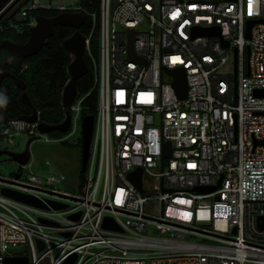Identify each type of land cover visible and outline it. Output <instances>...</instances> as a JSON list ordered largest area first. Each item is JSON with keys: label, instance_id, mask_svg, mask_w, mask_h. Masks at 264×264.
Here are the masks:
<instances>
[{"label": "built area", "instance_id": "built-area-1", "mask_svg": "<svg viewBox=\"0 0 264 264\" xmlns=\"http://www.w3.org/2000/svg\"><path fill=\"white\" fill-rule=\"evenodd\" d=\"M39 11L85 17L78 30L98 95L93 137L78 193L54 186L64 174L51 164L46 177L30 160L0 176L2 188L46 205L0 189V264H63L71 255L73 264H264V0H98L93 10L79 0H29L22 24L34 25ZM10 15L0 32L20 29ZM166 69L184 70L185 98ZM90 93L69 108L70 135ZM37 115H0V141H65L41 132ZM139 169L142 189L131 176ZM105 217L117 228L104 226ZM21 244L32 257L16 250Z\"/></svg>", "mask_w": 264, "mask_h": 264}, {"label": "water", "instance_id": "water-1", "mask_svg": "<svg viewBox=\"0 0 264 264\" xmlns=\"http://www.w3.org/2000/svg\"><path fill=\"white\" fill-rule=\"evenodd\" d=\"M20 0H12L11 3L3 9L0 13V19L13 8ZM1 10V9H0ZM36 23L30 27V36L26 42H15L9 38H5L0 42V84L6 78H12L16 81L18 87L22 90L21 98L28 104L33 106L30 96L27 92V85L25 81L18 75V71L21 68L22 63L25 59L36 55L42 46L47 42V40L54 34L55 28L57 26H70L74 29V33L63 40L62 46L73 54V58L67 66L68 80L63 87L61 102L64 107H66V117L63 121L55 124L41 121L38 125V129L43 133H51L53 131H58L60 133H65L69 130L71 124V111L70 107L75 102L79 95V82L86 76L89 72V65L85 58V35L78 29L84 23L85 17L82 13L78 12H62L53 16H46L38 14L35 17ZM253 21L249 22V29L247 31V36L250 37V26ZM218 33L219 31L211 30L206 31V34ZM225 45L228 42L224 43ZM5 52L10 57L12 61L6 62L2 59L1 53ZM10 67L11 69H9ZM173 76V86L175 87L177 94L180 98H185L187 94V80L184 70L177 69H166ZM237 71V67H235ZM235 90L237 88L236 74L234 76ZM258 95L264 96V90H258ZM0 115L3 118V122H8L11 118L0 110ZM37 109L33 107L30 114H24L19 116V119L26 120L29 122H34L37 119ZM95 123L94 114H86L82 117V144H81V171L84 172L87 167L88 158L90 154V147L93 137ZM36 137H29L25 149L22 151H14L11 149L0 148V156L7 154L13 160L20 163H27L31 158L30 144ZM169 147V146H168ZM165 155H169V149ZM139 174V177L136 176ZM142 174L141 169L137 170L136 174H132L133 181L142 189L140 175ZM20 174H16L19 177ZM219 184L215 186H197L194 189L197 191H210L216 189ZM2 193L34 205L45 207L46 205L40 199L35 196L21 193L10 188H2ZM55 208H64L67 205L51 201ZM104 226L117 228L110 217H105ZM44 246L42 241H39V249ZM75 255H71L63 264H73ZM5 264H28V257H7Z\"/></svg>", "mask_w": 264, "mask_h": 264}, {"label": "trees", "instance_id": "trees-1", "mask_svg": "<svg viewBox=\"0 0 264 264\" xmlns=\"http://www.w3.org/2000/svg\"><path fill=\"white\" fill-rule=\"evenodd\" d=\"M29 0H20L15 11L10 17L21 24L19 30L6 27L0 32V42L9 38L15 42H26L30 36V25L22 24L29 19L19 17L21 6ZM88 10L97 8L98 0H79ZM17 3V4H18ZM16 6V5H15ZM37 14V13H36ZM38 14L53 16L58 13L54 11H39ZM37 14V15H38ZM87 25L82 27L86 32ZM74 33V28L70 26H57L54 34L42 46L40 51L22 63L27 67L18 71V75L25 81L27 92L33 106L26 104L22 98V90L12 78H6L0 84V110L4 111L8 117L16 118L24 114H30L35 107L40 111L41 120L51 124L59 123L63 120L65 109L61 102V95L64 85L69 76L67 66L70 63L71 55L62 46L64 39ZM97 40L95 37L93 42ZM11 69L10 67H8ZM93 87L92 72L83 77L79 82V90L82 94L91 93L83 101L82 116L86 114H96L98 104L97 91ZM52 134L61 137L62 133L53 131ZM63 142V141H62ZM80 146V144H78ZM81 147V146H80Z\"/></svg>", "mask_w": 264, "mask_h": 264}, {"label": "rangeland", "instance_id": "rangeland-1", "mask_svg": "<svg viewBox=\"0 0 264 264\" xmlns=\"http://www.w3.org/2000/svg\"><path fill=\"white\" fill-rule=\"evenodd\" d=\"M12 0H0V3L6 4L7 7ZM22 1V0H21ZM74 1V0H66ZM7 2V3H6ZM19 5L16 4L11 8L7 14H11L15 11V8ZM3 8V9H4ZM95 53H98L99 42L98 39L92 44ZM85 77V76H84ZM48 137H59L54 134H48ZM61 137L65 138L63 142H47L43 138L35 139L30 144L32 170L34 173L42 176H48L52 174L50 164L59 172L64 174V178H60V181H54V186L72 193H78V187L81 177V144H82V125L79 124L78 130L73 135L69 132L62 134ZM28 136L20 134L16 137L14 144H9L6 141H0V148H8L14 151H22L25 149ZM80 144V146L78 145ZM19 170V163L9 155L4 154L0 156V176L8 178L12 177L14 173ZM2 186L0 185V189ZM17 251H23L33 256L32 247L30 244L19 245L16 247ZM38 253V251H37ZM39 254V253H38Z\"/></svg>", "mask_w": 264, "mask_h": 264}, {"label": "flooded vegetation", "instance_id": "flooded-vegetation-1", "mask_svg": "<svg viewBox=\"0 0 264 264\" xmlns=\"http://www.w3.org/2000/svg\"><path fill=\"white\" fill-rule=\"evenodd\" d=\"M8 1H9V0H8ZM6 3H7V2H6ZM5 5H6V4H3L2 2L0 3V9H1V10H0V13L3 11V8H4ZM6 14H7V13H6ZM6 14H5V15H6ZM5 15H4V16H5ZM4 16H3V17H4ZM3 17H2V18H3ZM2 18H1V19H2ZM1 19H0V20H1ZM1 57H2V59H3L4 61H6V62H9V63H10V62L12 61V57H10V55H8V54L5 53V52H2V53H1Z\"/></svg>", "mask_w": 264, "mask_h": 264}, {"label": "crops", "instance_id": "crops-1", "mask_svg": "<svg viewBox=\"0 0 264 264\" xmlns=\"http://www.w3.org/2000/svg\"><path fill=\"white\" fill-rule=\"evenodd\" d=\"M52 133V132H51Z\"/></svg>", "mask_w": 264, "mask_h": 264}]
</instances>
